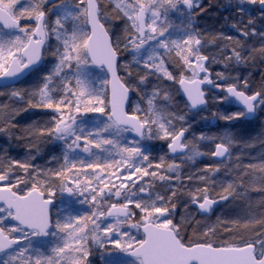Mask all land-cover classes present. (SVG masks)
I'll list each match as a JSON object with an SVG mask.
<instances>
[{"label":"snow or ice","instance_id":"6c2138e0","mask_svg":"<svg viewBox=\"0 0 264 264\" xmlns=\"http://www.w3.org/2000/svg\"><path fill=\"white\" fill-rule=\"evenodd\" d=\"M0 264H264V0H0Z\"/></svg>","mask_w":264,"mask_h":264}]
</instances>
